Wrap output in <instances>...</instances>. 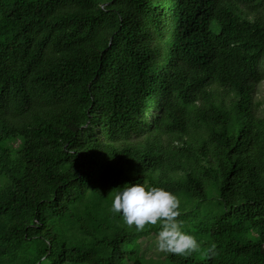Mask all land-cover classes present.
<instances>
[{
    "label": "trees",
    "instance_id": "16d2710c",
    "mask_svg": "<svg viewBox=\"0 0 264 264\" xmlns=\"http://www.w3.org/2000/svg\"><path fill=\"white\" fill-rule=\"evenodd\" d=\"M263 82L264 0H0V264H264ZM137 180L196 250L112 210Z\"/></svg>",
    "mask_w": 264,
    "mask_h": 264
},
{
    "label": "clouds",
    "instance_id": "9594fccd",
    "mask_svg": "<svg viewBox=\"0 0 264 264\" xmlns=\"http://www.w3.org/2000/svg\"><path fill=\"white\" fill-rule=\"evenodd\" d=\"M180 199L176 193L163 186L126 182L115 191L111 208L122 215L129 226L143 231L146 225L161 226L157 233V247L161 251L187 255L199 247L197 239L181 228L177 220Z\"/></svg>",
    "mask_w": 264,
    "mask_h": 264
},
{
    "label": "rangeland",
    "instance_id": "374dc122",
    "mask_svg": "<svg viewBox=\"0 0 264 264\" xmlns=\"http://www.w3.org/2000/svg\"><path fill=\"white\" fill-rule=\"evenodd\" d=\"M253 101L255 102V104H257L258 102L260 104L259 109L264 112V82L257 87V90L255 92V99ZM150 242L151 241H147L145 246H148ZM151 253H154V250L152 248H150V254Z\"/></svg>",
    "mask_w": 264,
    "mask_h": 264
}]
</instances>
